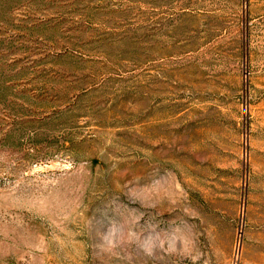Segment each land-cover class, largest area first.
Listing matches in <instances>:
<instances>
[{"label":"rangeland","instance_id":"374dc122","mask_svg":"<svg viewBox=\"0 0 264 264\" xmlns=\"http://www.w3.org/2000/svg\"><path fill=\"white\" fill-rule=\"evenodd\" d=\"M0 264H264V0H0Z\"/></svg>","mask_w":264,"mask_h":264}]
</instances>
